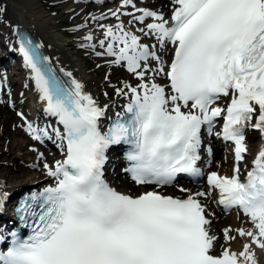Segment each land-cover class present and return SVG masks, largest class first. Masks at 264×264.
Masks as SVG:
<instances>
[{
    "label": "snow or ice",
    "instance_id": "1",
    "mask_svg": "<svg viewBox=\"0 0 264 264\" xmlns=\"http://www.w3.org/2000/svg\"><path fill=\"white\" fill-rule=\"evenodd\" d=\"M131 3L123 0L124 5ZM172 3L167 19L146 8L136 9L140 15L123 13L133 16L129 25L152 18L139 31L154 36L161 49L172 46L167 63L155 46L141 43L140 36L126 28L119 8L110 10L118 23L99 25L103 51L95 55L112 58L105 62L126 68L139 81L116 89L130 99L106 132L98 122L107 105L100 107L75 79L63 85L45 63L48 58L41 59L32 41L21 38L19 52L32 71L44 111L63 125L62 133L59 128L53 132L65 158L54 166L44 164L55 184L33 191L20 204L17 214L25 223L31 218V233L23 239L12 233L11 246L0 251V264H257L252 247L264 249V145L243 180L239 162L248 151L246 129L264 135V0ZM83 39L89 42L83 47H97L91 33ZM157 76L167 85L157 83ZM230 92L218 135L234 144L233 175L208 172V191L185 197L156 190L128 195L105 180L106 153L121 143L131 146L125 171L138 185H171L180 174L203 176L197 166L201 129L207 126L211 133L215 119L225 113L213 105ZM27 131L36 140L51 138L47 129L31 123ZM213 190L219 192L217 203L225 211L241 210L252 225L224 228L219 255L213 254L219 237L212 234L200 199ZM233 232L246 240L241 251L231 250Z\"/></svg>",
    "mask_w": 264,
    "mask_h": 264
},
{
    "label": "bare ground",
    "instance_id": "2",
    "mask_svg": "<svg viewBox=\"0 0 264 264\" xmlns=\"http://www.w3.org/2000/svg\"><path fill=\"white\" fill-rule=\"evenodd\" d=\"M61 0H58L54 2L55 4L61 3ZM65 6L68 10H72L77 3H75V0H64ZM151 4H154V7L159 8L161 11H166L165 9L172 5V0H149ZM145 5V8L148 6H152L151 4ZM63 5V4H62ZM126 6L123 4V0H114L112 7L105 8L103 11H94L87 19L84 21L87 25H92L93 22L96 20H93L92 17H100L104 16V19H97L98 22L101 24H112L115 25L118 23L117 19L110 15V10L115 11L117 8L121 10L122 18L120 19L125 23L126 28L130 29L128 26V21L133 18L132 15H124L123 10ZM139 9V8H136ZM136 13H140L137 12ZM83 22L79 25H85ZM137 23V22H136ZM21 25L22 27H27L31 31H33L36 36L42 40V42L45 45V48L53 61L55 65H61L65 69L68 70V72H71L72 75H74L79 82L84 86L83 92L91 95L93 100H95L97 103H100L102 106L107 105V114L114 116V113L121 109L124 102H126L129 99V96L125 95H118L115 88L111 87V92L105 93L107 90L103 87H101L100 83H97L95 81V78L85 69L83 68L82 61L78 54L77 47H81L82 45L88 44V41H85L83 38L85 35L87 36L89 33L83 34V36L79 35L76 38H66V33H60L57 30V25L55 24L54 18L50 16L48 13V9L44 7L41 0H0V41L2 44H6L8 47H4L0 50V55L2 53H13L10 49L11 44V37L14 36L13 30L14 27ZM138 28L140 29V25L137 23ZM99 27V26H97ZM99 33L102 31L100 35H103V29L100 27L98 28ZM85 31H82L80 34L84 33ZM140 34H142L139 31ZM93 36V41L91 43L97 44L98 49V41L100 39H104V37L96 39V35L91 33ZM68 35V34H67ZM18 41L16 39L15 46L18 47ZM156 46L158 48L159 44L156 41ZM14 48V46H13ZM91 48V47H88ZM93 49V48H92ZM14 50V49H13ZM95 51V49H93ZM103 51V49L99 48L98 51ZM167 50H169V46H167V49L164 51L163 49L160 50V55L162 56V59L165 61L169 57H167ZM4 51V52H3ZM92 57H95V52L91 54ZM111 59V58H105ZM167 63V62H166ZM16 64V62H15ZM153 66H155V62H153ZM17 67V66H14ZM30 71V68H28L25 64H23L22 68L17 67L16 72L18 73L19 79H22L24 82L27 81L29 84L30 81L28 80L27 73ZM17 77V78H18ZM156 79H160L162 82L167 81L164 77L157 76ZM99 81V80H98ZM101 82V81H100ZM16 83V82H15ZM13 83V89H16V85ZM125 83V82H124ZM31 84V83H30ZM137 85V84H136ZM135 85V86H136ZM121 88V87H120ZM124 88V87H123ZM106 90V91H105ZM110 94V96H108ZM40 94L37 90V88L34 89V91L30 92V98L33 99V109L40 110L41 115H48L44 111V102L40 100L39 98ZM24 100L22 99L21 102ZM255 131H251L248 136V142H251L252 138L255 136ZM214 152L218 151L220 147V141L215 138L214 139ZM23 146V145H21ZM249 148V147H248ZM61 155L53 158L51 160V165L54 166L55 162L57 160H61ZM233 154L230 152L229 149L225 150L222 157L215 158L209 166L212 168H215L220 173H228V169L232 171V165H233ZM48 161H44V163H47ZM31 165L36 164V161L30 162ZM18 172H21V174L29 175V171L27 169H18ZM44 177H48L49 180H47L45 183L42 182ZM52 177H50L47 174V170H45L44 173L38 176V178L31 177L29 180L27 179H19L15 176V174H12L11 171L8 169V167H0V199L3 201V208L0 209L1 212H3L0 215V218L2 220L0 222L6 223L8 219L11 218L9 216L8 210L9 207H7L6 198H4L3 194H6L8 191H13L14 189H31L34 187H37L39 184L42 185H49L51 183ZM116 180H118L123 185V190L127 193H133L138 194L141 191L145 190L144 185H138L135 184L130 178L127 176L120 177L117 176ZM26 186H29L28 188ZM170 188H173L170 187ZM206 190L204 186L198 185L194 186L193 188L190 187V192H196V191H203ZM134 191V192H133ZM204 204L211 209V212H209L210 217H214L215 219V228H212L210 225V229L212 234H215L219 237V243H217V249H219L218 254L222 251L221 249V243H223V229L226 227H231L232 229H237L240 227H244L246 229L251 228L250 221L248 217L240 216L235 210L231 211L228 214H223L219 216V213H216V198L215 196L210 193L209 196L204 198ZM219 216V217H218ZM219 218V219H218ZM214 227V226H213ZM219 231V234H217ZM232 235H236V239L231 242V250L233 251H241L243 243L246 242L245 238H241L236 234L235 232L232 233ZM252 250L255 253V259L257 260V264H259L260 256L262 255V258L264 256V249H260L253 245Z\"/></svg>",
    "mask_w": 264,
    "mask_h": 264
},
{
    "label": "rangeland",
    "instance_id": "3",
    "mask_svg": "<svg viewBox=\"0 0 264 264\" xmlns=\"http://www.w3.org/2000/svg\"><path fill=\"white\" fill-rule=\"evenodd\" d=\"M56 1L58 0H41L44 7L48 9L50 16L54 18L57 30L60 33H66V38H76L86 33H93L96 35V39L103 37V35L99 34L97 27L100 25L99 20L93 22L92 25L77 26L84 22L94 11L98 12L100 9L108 7L109 3L80 0L75 2L77 4L72 10H68L64 7V0L54 5ZM82 31L85 32L80 34ZM4 47L5 45L0 41V50ZM77 49L84 65L83 68L95 78L97 83L101 84L102 88L104 87L107 90H105V93L111 92V87L116 90L120 87L123 88L125 84L133 85L139 82L134 75L125 71L121 66L103 62V57L98 56L99 60L92 58L91 48L78 46ZM14 55L11 56L12 59L0 57V73L8 74L6 84L10 86V88L4 86L2 91H0V167H8L17 178L29 180L31 177L38 178L39 175L44 173L46 170L44 161L50 162L56 156V153L53 150L47 151L43 146L36 144L27 128L23 125V116L20 114L23 112L27 113L29 110L32 111L31 103L33 99L30 98L31 84L19 79V75L16 72L17 68L12 65V62H15L13 61ZM13 83H15L16 89H13ZM110 94L112 95V92ZM22 99L24 100L23 102H21ZM32 161H36V164L31 165L30 162ZM18 169H27L29 175L23 176L21 172H18ZM113 169L116 171L117 168L114 166ZM111 176L114 175L111 174ZM47 180L48 178L44 177L42 181L45 182ZM118 184L123 187L122 184ZM180 189L177 186L175 191L181 193ZM216 213H219V216L220 214L223 215L218 209H216ZM212 228H215V219L212 221ZM217 234H219V231ZM262 263L264 264V257Z\"/></svg>",
    "mask_w": 264,
    "mask_h": 264
}]
</instances>
